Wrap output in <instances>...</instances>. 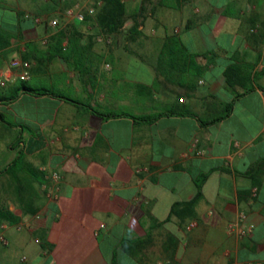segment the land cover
<instances>
[{"label": "crops", "instance_id": "obj_1", "mask_svg": "<svg viewBox=\"0 0 264 264\" xmlns=\"http://www.w3.org/2000/svg\"><path fill=\"white\" fill-rule=\"evenodd\" d=\"M88 1L0 0V73L31 65L0 84V203L18 219L0 221V264H264V0H123L125 40L110 42L64 15ZM61 31L82 39L50 41ZM230 65L244 85L227 83ZM204 175L181 220L173 205ZM241 213L246 236L228 231Z\"/></svg>", "mask_w": 264, "mask_h": 264}, {"label": "trees", "instance_id": "obj_2", "mask_svg": "<svg viewBox=\"0 0 264 264\" xmlns=\"http://www.w3.org/2000/svg\"><path fill=\"white\" fill-rule=\"evenodd\" d=\"M101 2L99 5L98 3ZM97 6V11L93 16H88L84 21H79L77 24H88L93 26L97 31L96 32H102L107 35H113V34H119L126 21L129 19L127 6L123 0H94L93 2ZM98 4V5H97ZM73 5V4H72ZM72 5H68L72 6ZM66 7V8H67ZM64 8V9H66ZM136 20V18H134ZM137 27V26H136ZM95 33H92L89 35V40L93 41L95 40ZM137 33V32H136ZM10 38L11 34L8 32V30L0 27V50L4 49L5 47H8L10 45ZM82 39V33L81 32H75L73 34L68 35L66 32H58L51 38L50 41H57V42H63L64 40H67L68 42H78ZM67 49V48H66ZM58 53L64 52L63 46L58 47ZM71 51V50H70ZM23 59L25 61H29L30 57L27 54L23 55ZM226 81L227 83L235 87L236 85H244V77L243 75H240L239 73V67L237 65H230L227 67L226 72ZM21 89H28L34 91L26 81H22L21 85L19 86V90ZM249 89V88H248ZM49 91L48 89H44V91ZM105 116H120V115H130L133 116L136 119H140L143 121H152L158 118L159 115H146V116H135L130 113L126 112H116V111H109L105 113H101ZM24 157L22 153L14 159L12 164L6 169L7 172L14 174V172L17 170V168L23 163ZM35 168L33 169V174L37 172ZM1 173V172H0ZM206 179V176H201L196 180V185L198 188L197 195L194 199L190 201H184V202H178L173 205L172 213L176 214L181 220L186 219L187 217H194L195 216V205L199 198L202 197V186ZM17 181L22 187L26 186L25 184H30V181H25L23 179L17 178ZM18 198L20 199V202L23 206L24 211H30L33 212L35 209L31 208V200L32 196H34V193L32 191H29L27 193L24 192H18ZM1 220H9L10 222H16L18 219L13 215V213L8 210L7 208L3 207L0 203V221ZM129 244V242L126 240L124 242V246Z\"/></svg>", "mask_w": 264, "mask_h": 264}, {"label": "built area", "instance_id": "obj_3", "mask_svg": "<svg viewBox=\"0 0 264 264\" xmlns=\"http://www.w3.org/2000/svg\"><path fill=\"white\" fill-rule=\"evenodd\" d=\"M99 5L101 2L98 3ZM97 4V5H98ZM97 11V6L92 4L81 3L77 2L76 4L67 7L64 10V15L73 20L77 21H84L88 16H93ZM36 22H46L48 25L52 27H57L60 24V20L58 17L53 18H44V17H38L35 19ZM98 40L103 41L104 37L99 36ZM48 40H45L47 42ZM111 41L110 39L108 40ZM30 63L25 61L22 58H13L10 62V65L7 69L3 70L0 73V84L5 85L6 84V77L10 76L13 71L17 72V75L19 79L21 80H28L30 78L31 72H30ZM203 151H199L200 154H202ZM50 180L52 184L50 186H45L48 190V194L50 196H57V193L60 189V183L62 180V176L59 171L54 170L50 173ZM246 214L241 213L239 217L232 221L228 226V231L230 233H237L240 236H246L254 230V224H246ZM196 226V222H191L189 224V228H193ZM3 238V237H2ZM4 239V238H3ZM25 259V257H24ZM249 264H253L252 262H249Z\"/></svg>", "mask_w": 264, "mask_h": 264}, {"label": "rangeland", "instance_id": "obj_4", "mask_svg": "<svg viewBox=\"0 0 264 264\" xmlns=\"http://www.w3.org/2000/svg\"><path fill=\"white\" fill-rule=\"evenodd\" d=\"M94 2V0H90L87 2V4H92ZM83 3V2H82ZM78 21H72V24H77ZM84 26H88V24H84ZM123 31H121L119 34H113V35H107L105 33L102 32H97L95 35V40H98L99 36H103L104 40L103 41H108L109 39L111 41H121V40H125V37L123 36Z\"/></svg>", "mask_w": 264, "mask_h": 264}]
</instances>
